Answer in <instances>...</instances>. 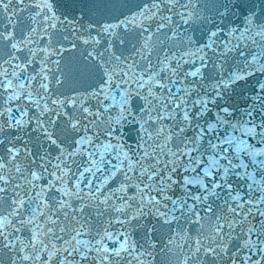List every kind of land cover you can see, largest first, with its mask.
<instances>
[{
  "label": "snow or ice",
  "instance_id": "obj_1",
  "mask_svg": "<svg viewBox=\"0 0 264 264\" xmlns=\"http://www.w3.org/2000/svg\"><path fill=\"white\" fill-rule=\"evenodd\" d=\"M0 264H264V0H0Z\"/></svg>",
  "mask_w": 264,
  "mask_h": 264
}]
</instances>
